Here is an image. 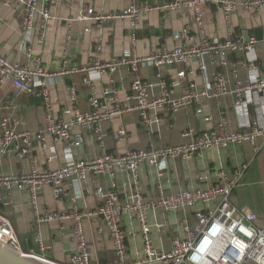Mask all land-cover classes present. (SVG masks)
Here are the masks:
<instances>
[{
    "label": "crops",
    "instance_id": "1",
    "mask_svg": "<svg viewBox=\"0 0 264 264\" xmlns=\"http://www.w3.org/2000/svg\"><path fill=\"white\" fill-rule=\"evenodd\" d=\"M25 1L0 0V53L11 62L28 67H33L36 59H40L41 65L48 71H57L65 53H68L71 63L88 65L96 60L108 62L132 50L137 57L142 58L164 49L191 47L201 43L198 28L193 23L192 10L183 8L163 13L158 9L175 0H140L151 9L141 17L135 29L129 19H116L100 25L78 19L89 8L101 15L121 12L130 6L132 0H59L50 6L52 19L45 39L40 42L37 31H34L31 43L26 46L22 37ZM233 1H236L237 9L229 19L219 5L209 4L203 7L205 36L209 41H229L235 44H247L252 39L256 40V66L264 75V12H249L244 7L246 0ZM186 28L189 29L188 33L182 35ZM257 33L260 38L256 36ZM246 62L243 51H223V54L212 52L183 64L141 66L140 76L147 82L151 97L162 95L160 82L165 80L171 84L169 95L172 99L180 98L191 89L197 96L196 103L176 111L167 107L151 110L148 113L151 120L149 125H144L138 110L117 115L100 124L101 142L90 126L75 127L73 135H82L84 143L82 147L72 148V156L76 160H89L99 158L102 151L124 154L153 146L186 145L204 132L217 130L221 121L225 122L228 133L240 131L244 119L256 121L261 117V93L253 94L254 102L243 113H238L235 109L237 90L240 86L245 87L251 77L244 66ZM202 65L205 69L200 68ZM181 71H185L183 78L178 76ZM218 73L225 78L227 92L218 99L203 95L204 92L212 95L214 76ZM133 81L134 71L129 67H122L112 75L104 74L91 86L86 84L85 75L72 74L47 79L44 89L49 93L53 116L67 122L71 120L75 109H90L86 93L88 90L100 100L102 109L111 107L115 101L135 105L136 101L130 98ZM73 86L78 95V101L74 104L70 100V89ZM107 90H115V93L106 95ZM37 91L33 94H18L12 81L0 77V120L17 122L20 132L31 134L34 157L30 160L11 149L0 156V176L27 174L33 170L52 171L66 163V145L45 132L48 107L44 97ZM199 110L201 114L198 113ZM207 118L209 120L206 121ZM120 129L127 132L123 138L118 134ZM40 134L43 139L37 138ZM17 145L22 146V141L18 140ZM222 170L230 178H236L239 174L238 184L231 195L233 204L255 213L262 222L264 139L258 140L255 145L233 143L227 148L207 149L191 157L163 160L156 167L142 164L138 169V177L145 197L157 199L159 183L166 193L206 190L217 184L218 173ZM130 184L131 177L120 172L115 177L89 175L85 182L73 178L67 187L69 197L62 201H56L50 186L44 187L38 194V211L68 213L72 209V199H75L80 212L94 211L101 205V199L96 193L98 188L118 191L123 203L129 201ZM217 206L216 202H204L189 209L148 211L146 217L153 247L160 252H172V240L175 236H184V225L193 227L198 212L215 211ZM0 214L12 222L24 251H30L23 247V241L26 244L30 242V235L37 247L35 209L26 189H15L8 195L5 191H0ZM82 225L93 263H114L116 253L104 220L96 216L84 218ZM123 231L126 234L128 264H141L145 256V244L141 225L133 215L123 217ZM40 232L43 244L47 247L43 256L57 264H68L77 248L73 236V221L69 219L42 223Z\"/></svg>",
    "mask_w": 264,
    "mask_h": 264
},
{
    "label": "built area",
    "instance_id": "2",
    "mask_svg": "<svg viewBox=\"0 0 264 264\" xmlns=\"http://www.w3.org/2000/svg\"><path fill=\"white\" fill-rule=\"evenodd\" d=\"M59 0H26L24 3V15L22 20V37L24 45L32 41L34 31L40 42L45 39L46 31L51 22L50 6ZM214 4L221 6L225 16L229 19L237 9V3L233 0H175L159 7L163 13H170L175 9L187 8L194 13V24L201 36V43L191 47H177L171 50L164 49L147 57H137L134 51H127L122 57L114 58L108 62L96 60L88 65H76L71 63L68 53H65L61 67L57 71L50 72L41 65L40 59H36L33 67L11 62L0 53V77L12 81L18 94H33L37 90L41 94L48 107V116L45 132L56 141H62L65 145L66 163L52 171L38 172L20 175L0 176V191L8 194L15 189H26L30 194L35 209L36 244L39 254L33 251H24L21 241L17 236L12 222L0 214V244L33 257L46 264H57L47 260L43 255L47 247L43 244L40 225L53 221L72 220L73 236L77 242L75 254L68 264H96L91 258L90 249L86 241L82 220L84 218L99 217L106 223L110 238L114 245L116 261L112 264H128V249L126 234L123 231V217L133 215L141 225L142 237L145 244V256L141 264H264V220L259 221L258 216L246 209L236 207L231 201V195L238 184V176L230 178L223 170L218 173V182L206 190H182L176 193H166L159 183L157 199H148L138 177L140 165L156 167L161 161L167 159L186 158L199 154L203 150L212 148H227L233 143H250L255 145L258 140L264 139V75L257 68V56L254 52L257 41L252 39L247 44H235L231 42L209 41L204 33L203 12L204 6ZM245 9L252 13L264 12V0H246ZM150 6L140 0H132L130 6L121 11L106 15L97 14L93 9H86L78 19L103 24L116 19H129L133 29L139 23L141 17L150 10ZM189 29L182 31L186 35ZM179 35V34H177ZM132 36H135L132 34ZM134 39V37H133ZM100 48V47H99ZM243 51L246 54L247 67L251 77L245 87L237 90L235 109L238 113L247 110L249 104L254 102L253 94L261 93L260 119L250 121L244 119L240 125V131L228 133L225 122L221 121L215 131L204 132L198 135L192 142L186 145L150 147L148 149L131 150L124 154H112L102 151L97 159L76 160L72 156V148L82 147L84 138L82 135H73L75 127L90 126L93 128L98 141H102L100 124L109 121L117 115L138 110L144 125H149L151 120L149 111L160 107H167L171 111L194 105L197 96L193 90L184 93L178 99H172L169 95L171 84L165 80L160 82L162 95L153 98L149 95L148 84L140 76L141 66L149 64L159 66L161 64H183L190 59H200L212 52ZM30 54V53H29ZM122 67H129L134 71L132 94L130 98L136 101L135 105H125L115 101L109 108L102 109V103L91 90L86 93L89 97L90 109H75L69 121L56 119L52 114L49 93L45 88L47 79L64 77L72 74L86 76V84H91L100 79L104 74L112 75ZM201 69H205L202 65ZM179 78L185 76V71L178 74ZM91 88V87H88ZM43 89V90H41ZM37 91V93H38ZM227 92L225 78L218 73L214 76L212 95L202 93L218 99ZM115 90L105 91L106 95H113ZM115 98V97H114ZM71 102L77 103L78 95L76 87L70 89ZM201 114V110L198 111ZM243 119V118H242ZM209 118L206 119V121ZM19 123L9 119L0 120V156L11 149H15L20 155L33 160L32 137L28 132L18 130ZM120 137H125L127 132L120 129ZM38 139L43 136L37 135ZM22 141V146L17 141ZM120 172L131 177L129 185V201L121 202L118 191H106L102 188L96 190L101 199V205L94 211L80 210L72 199V209L65 214L38 211V194L46 186L53 189L56 201H62L69 197L68 183L73 178L85 182L89 175H108L115 177ZM216 202L217 209L208 213L198 212L196 223L193 227L185 224L184 236H175L172 240L173 250L170 253L157 251L152 244L151 232L147 223V212L150 210L175 211L195 207L198 203ZM101 264V263H100Z\"/></svg>",
    "mask_w": 264,
    "mask_h": 264
},
{
    "label": "water",
    "instance_id": "3",
    "mask_svg": "<svg viewBox=\"0 0 264 264\" xmlns=\"http://www.w3.org/2000/svg\"><path fill=\"white\" fill-rule=\"evenodd\" d=\"M256 36L260 38L258 33L256 34ZM27 244L26 241H23V247L25 248V250H31L36 255L40 253L38 247H36L33 244L31 235H30V242H28ZM0 264H46V263L39 261L33 257H29L27 255H23L19 252L13 251L0 244Z\"/></svg>",
    "mask_w": 264,
    "mask_h": 264
},
{
    "label": "rangeland",
    "instance_id": "4",
    "mask_svg": "<svg viewBox=\"0 0 264 264\" xmlns=\"http://www.w3.org/2000/svg\"><path fill=\"white\" fill-rule=\"evenodd\" d=\"M250 264H253V263H250Z\"/></svg>",
    "mask_w": 264,
    "mask_h": 264
}]
</instances>
